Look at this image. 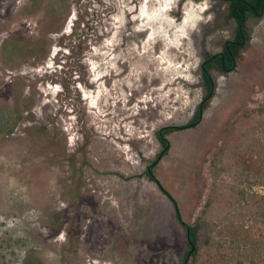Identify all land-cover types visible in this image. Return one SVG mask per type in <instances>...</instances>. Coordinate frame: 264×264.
<instances>
[{
    "label": "rangeland",
    "instance_id": "rangeland-1",
    "mask_svg": "<svg viewBox=\"0 0 264 264\" xmlns=\"http://www.w3.org/2000/svg\"><path fill=\"white\" fill-rule=\"evenodd\" d=\"M21 1L0 17V264H182L186 230L146 170L162 148L157 130L190 123L207 92L205 59L236 33L229 1L174 0L178 22L187 6L204 10L169 50L135 40L147 21L129 14L133 0H103L102 42L91 33L82 56L83 0ZM247 34L234 68L211 70L215 95L201 121L169 135L155 169L189 224L215 182L238 183V173L221 178L217 154L241 164L249 206L264 215V14ZM255 221L236 222L220 264L244 258Z\"/></svg>",
    "mask_w": 264,
    "mask_h": 264
},
{
    "label": "trees",
    "instance_id": "trees-1",
    "mask_svg": "<svg viewBox=\"0 0 264 264\" xmlns=\"http://www.w3.org/2000/svg\"><path fill=\"white\" fill-rule=\"evenodd\" d=\"M228 1L231 2L229 7L230 18L235 19L237 24L240 25L244 16L242 10L245 12L244 6L241 5L240 8H238L237 0ZM249 1H254L256 9H259L261 4L264 2V0ZM238 40H243V36L241 38L239 33ZM240 48V46L232 45L225 48V57L222 56V54H216L208 56L205 59L202 65V73L207 92L202 102L189 124L183 126H164L157 130L156 134L162 148L154 161L148 165L146 170V175L149 180L154 182L171 201L178 222L186 230L188 250L184 254L182 264H188L191 260H193L194 264H220L222 258H224L222 255V249L226 245L227 234L233 231V228H238L236 226V222L245 223L251 220L260 222V225L255 224V229L258 232L257 237H249L242 241L239 249L241 255L244 257L243 259L228 256L227 262L229 264H264V238H258L263 236L262 230L264 228V215H261L256 207L249 206L247 192L243 187L245 183L244 177L248 175L243 174V170L240 168V163L235 162L233 164H228L224 155H215L213 164L219 175H221V178H224L230 173H235V175L238 173L236 176L238 183L229 186L227 184H219L217 183L218 181L215 182L214 192L208 197L200 215L192 224H189L184 220L178 200L163 185L155 171L158 163L168 154L171 148L169 135L178 130L196 127V125H198L201 121L205 109L209 106L210 100L215 95V87L211 75L213 67L217 66L226 71L233 69L236 64V58ZM256 143H258L257 146L261 150H264V142L258 141ZM226 193L229 194V202L225 205V207H227L225 210L222 205V197L225 196ZM222 211L226 212L223 217L221 216ZM253 246L256 250H254ZM28 258L29 259L24 260L23 264H42V261L39 259L34 260L29 256Z\"/></svg>",
    "mask_w": 264,
    "mask_h": 264
},
{
    "label": "bare ground",
    "instance_id": "bare-ground-1",
    "mask_svg": "<svg viewBox=\"0 0 264 264\" xmlns=\"http://www.w3.org/2000/svg\"><path fill=\"white\" fill-rule=\"evenodd\" d=\"M18 1L19 0H0V17L2 18L5 14H9V13H17L18 9L20 8V5H18ZM155 1H156V4L152 5V2H155ZM173 1L174 0H145L143 1L142 16H143V20L147 21V23H144V27L149 28L150 30L149 31L150 34H149V37L146 43L150 47L154 40H156L157 43L160 42L164 44V46L166 48L168 47L169 50L172 49L173 47H177V45L180 42V37L186 34V32L189 31V29L192 26H194L197 22H199L198 14L199 13L201 14L204 8H201V11L199 12V10H197L193 5L190 7L187 6L184 10L182 21L178 22L173 17L174 15H172L175 11L174 7L170 6L171 4L174 3ZM21 3L22 1L20 0L19 4ZM164 11L167 12L166 15H164L163 13ZM168 13H171V16ZM32 26L33 25L31 24L29 27H32ZM16 30H18V28ZM16 30L15 28H13L14 32ZM152 39L154 40L152 41ZM177 48H180V47H177Z\"/></svg>",
    "mask_w": 264,
    "mask_h": 264
},
{
    "label": "flooded vegetation",
    "instance_id": "flooded-vegetation-1",
    "mask_svg": "<svg viewBox=\"0 0 264 264\" xmlns=\"http://www.w3.org/2000/svg\"><path fill=\"white\" fill-rule=\"evenodd\" d=\"M133 1L136 5V9H135V11L129 12V14L132 15L133 12H136L138 15H140V14L142 15V6H143L142 2H143V0H133ZM238 1H240V0H237V7L238 8H240L241 5L244 6L245 12L242 10V13L245 16V22L243 24L242 32L239 30L240 25H238L236 33L233 36V38L231 40H227L225 45H224L223 50L216 53V54H222L224 57H225L224 51H225L226 47L228 48L229 46H232V45L233 46H240V47L242 46L239 44L242 42V40H240V41L238 40V33H239L240 37L242 38V36H243L245 41L247 42V23L249 22V20H251L252 17L259 16V13L261 12L262 5L264 4V2H263L261 4V6L259 7V9H256L254 1L241 0L239 3H238ZM230 4H231V2L229 1V7H230ZM91 5L93 7H95L93 9L94 15L90 16V18L87 19L86 16L89 14L88 11L91 9L90 8ZM110 10H111V12H113L112 7L110 8ZM114 11H115V9H114ZM107 15H108V10L106 11V4L103 0H83L82 9L80 10V18L82 19L83 23L78 28V31H79L78 34L81 36L80 46H79L80 56H82L83 54H86V51L89 48L88 38H90L91 33H94V35L97 37V39L100 43L102 42V36H99L98 28H99V26L104 27V18ZM175 19H176V21H178L177 18H175ZM137 22H139V20L130 19V26L128 27V32L131 34L132 37H134V35H138V34H136L137 33V30H136L137 29L136 28ZM142 31L143 32H142V34H140V38L135 39L136 41L148 40V37L150 34L149 28H145ZM227 42H230L228 46H227ZM216 54H213V55H216Z\"/></svg>",
    "mask_w": 264,
    "mask_h": 264
},
{
    "label": "water",
    "instance_id": "water-1",
    "mask_svg": "<svg viewBox=\"0 0 264 264\" xmlns=\"http://www.w3.org/2000/svg\"><path fill=\"white\" fill-rule=\"evenodd\" d=\"M241 1V0H240ZM240 1H238V3L240 2ZM264 14V4L262 5V8H261V12L259 13V16H262ZM244 22H245V16H243V20L241 21V24H240V26H239V30L242 32V28H243V24H244ZM245 39H244V37H243V40H242V42L241 43H239L240 45H243V44H245ZM229 43L230 42H227V46L229 45ZM223 56V55H222Z\"/></svg>",
    "mask_w": 264,
    "mask_h": 264
}]
</instances>
